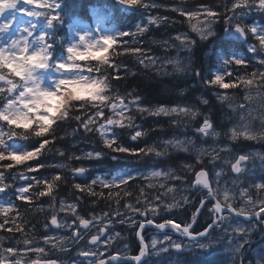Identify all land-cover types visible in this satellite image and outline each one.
<instances>
[{
	"label": "rangeland",
	"instance_id": "1",
	"mask_svg": "<svg viewBox=\"0 0 264 264\" xmlns=\"http://www.w3.org/2000/svg\"><path fill=\"white\" fill-rule=\"evenodd\" d=\"M175 1L176 0H161V7L172 6L177 7L178 9H187L188 11L196 12L197 15L194 17H190L187 12H185L189 17V25L192 31L187 30L177 34V36H181V40H174L172 47L175 49L172 50L171 53L152 57L150 62L152 65L156 63L160 69L166 68L167 73L185 79V81H187L185 89L187 90L190 85L189 89L194 90L193 93L196 97L194 96V100L189 104L176 103L165 107L169 109L173 107L177 108V112L172 114H178L183 118L184 123L182 126L184 129H187V132L185 130H179V132H176L175 127L174 133L171 136L156 142L154 148H156V151L170 149L173 153L188 154L193 157V161L196 159V162L201 163L206 158L209 164L213 166L215 178L219 182L218 179H221L222 174H224L223 170L228 171L230 168V166H227L228 162L232 163L233 159L237 156L235 149L238 147L239 143H241L243 147L248 148L249 152L247 154L254 159H250L247 163L242 165V167L245 168V171L240 175L233 178L229 177L225 181L219 182L221 185V195L224 197L227 195L228 200H232L234 197H239L242 199V202L243 200L248 202L249 199L252 201L253 198L248 192V189L252 190V186H244L242 183L248 179H251L253 184L264 183V169L261 168L262 161L260 159L261 156H264V63H262V61H264V45L261 44L258 34H252L251 28L253 26L257 27L258 32L260 29H264V8H260L259 0H256L250 10H248L247 5H243L242 7L245 13L240 16L241 26L247 33V39L244 42L246 52H250L253 57L251 61H256L257 64L251 66L248 71L239 68L235 73H233L231 67L224 68L223 72L213 70L212 76H209V69L208 71L205 68H198V70H195V56L193 55L195 53L199 55L197 58L198 61L205 60L204 53L197 51L195 45L200 42L206 44V49L213 48V46L219 41L218 39H220L214 37L215 33L219 35V31L217 30L218 22H224L223 30L219 37L223 36L224 39L230 40L231 42H240L239 36L237 35L238 33L234 30L236 28V22L234 21L229 24L227 21L229 17L234 18L241 14L242 8L236 6L242 5V0H211L210 3L204 2L202 4L199 2H188V4H184L181 3L180 0H177L181 3L180 4ZM44 2L46 4H53L52 0H47V2L44 0ZM13 3V7L7 8L0 13V47L10 49L13 41L27 40L30 52L39 50L42 47L40 46V36L37 34L32 37L31 35H27L29 32L32 33L29 26L34 23L35 20L34 16L27 15V12L35 10L39 11L40 6L35 3L28 5L24 0H13ZM214 4H218L219 8H216ZM249 4H251V0H249ZM209 10L213 13L212 16L207 15ZM44 11H48V8ZM147 17L150 20H153L156 18V15L151 10L150 13L147 14ZM210 20L212 21L213 35L206 39H201L200 36L193 31L192 26L195 25L198 28H202L204 25L208 24ZM68 23L71 28L70 37L67 36L65 44L60 48L61 50L55 56L52 55L53 63L50 64L47 69L37 70L36 72V76L40 80L41 86L48 90H53L58 80L65 78L66 76V74L58 72L54 67V64L56 62H66L68 55L67 48L72 45L82 48L87 43H94L102 37L107 36L106 28L100 21H98V17L94 19L93 24H85L82 21H77L76 18H71ZM5 24H7L8 27H2ZM185 35L193 41V43L187 47L181 46V41L184 40ZM81 36L85 37L84 41H81ZM256 40H258L257 43L255 42ZM184 44H187L186 40L184 41ZM257 47L260 48L258 52L256 51ZM169 49H171V46ZM252 49L255 51H252ZM205 51L206 50H204V52ZM210 54L211 52L209 50L208 57ZM79 57V55H74L75 60H78ZM230 57L231 58L228 59V64L232 66L231 60L235 61V58L237 57ZM169 61H178V63H169ZM178 68L180 69L179 71L177 70ZM71 69L72 67L69 66L68 70ZM0 74L3 73L0 72ZM216 75L223 77V83L233 86L224 89L220 87L219 84L213 83ZM5 77L11 79L14 83H17V85L22 83V81L13 74L10 76L5 75ZM249 80L252 81L251 84L246 83ZM9 87L10 85L6 84L4 81H0V88L5 90L4 93H2V100L5 103H7V100L5 99L6 96L14 98L12 94L7 92ZM198 96L199 98H197ZM240 96H242V98ZM59 98L60 97H56L55 102L51 101V103H58ZM211 98L216 99L217 102L223 104L222 107L225 108L219 115L217 119L218 122H214L213 118L208 113H205V111L204 114L201 108L205 104L204 101H209ZM224 105H226L227 108ZM4 106L0 109H3ZM126 109L127 108H125V110ZM180 109L187 110L188 114L185 115L183 112H180ZM229 110H232L233 112L231 111L230 113ZM193 112L196 113L195 117L192 116ZM117 113L122 114L119 111H117ZM205 118L208 119L209 124L211 125V127L206 130L208 135L197 132L198 128L204 126ZM232 123L236 127L235 129ZM102 124L105 125L103 134L107 135L109 127L105 123L98 124L96 128L100 129ZM193 124H195L194 128ZM233 131H236L237 133V138L235 140L232 139ZM212 133H217L218 135L213 136ZM247 135L254 136V140L251 139V141ZM247 139H249V141ZM81 141L83 142L81 143ZM166 141H172L173 143L176 141H183L184 145L182 147H173L172 144L166 145ZM187 141H192V143L189 144ZM72 145H75L77 148L73 151V154H69V157L72 156L71 158H79V160L82 161V164L79 163L73 168L74 175L77 174L75 170L84 168L85 171L79 176L82 178L88 177L90 181L96 180V182H105L108 180L119 181V179L125 177L128 173L141 175L143 178L147 177L149 179L148 184L151 186L150 188L154 189L152 197L149 196L148 198L152 204L148 207L150 209L148 211L150 216H154L152 210L155 209V215H160L162 220L176 222L178 215L182 214L179 213L181 207L191 202L189 177L190 175L193 176L197 170L194 169L193 162H180L179 165H174L169 161L170 154L167 159L164 157L162 160L153 161L151 164L148 156L141 155V160L137 163L134 162L130 167L124 166L115 171L106 172L105 168H107V166L102 163L97 164L95 160L100 159L101 157L96 158L93 156L92 158H89L86 155L89 152L95 153L99 150H96L88 143L84 142V140L80 139L72 140ZM184 147H187L188 150L184 151ZM8 149L14 152L27 150L26 148H22V151H19L15 145H9ZM137 158L138 155L134 159ZM93 161L94 163H92ZM67 163L71 162L63 161L62 163H58V165H64L67 167ZM253 164H255V168L253 167ZM153 172H161L162 174L160 176H155L152 174ZM0 173H3L5 177L3 183L0 184V187L6 186L8 190V193L5 196L0 197V207L8 208L9 206H12V203H14L16 199H18V197L14 195L18 188L25 187L24 185H21L19 181H24L25 179H22L21 177H27V174L14 171L11 176L6 177L5 171H0ZM7 178H9V182ZM12 180L15 181L14 185ZM229 180L232 182L236 181V183H232L229 186ZM8 187L11 188L8 189ZM169 189H171V191H169ZM25 195L26 193L24 196ZM59 197L53 200L51 207H53L52 216L55 215L56 218L59 219L60 224L68 227L72 222L78 224L81 223V221L88 220V218H85L79 211L80 206L78 205V201H74L67 196ZM157 197H159V199H157ZM255 198H260L259 192L256 193ZM146 204L147 202L142 206ZM129 206L130 204H128L125 209H110L109 215L101 214L102 220L107 221L109 226L112 225L107 238L109 236L114 238L110 242L116 244L114 249L119 253H124L128 250V244L132 241V233H136L135 225L138 222L136 221V218L139 216V213L138 211L133 210L136 209L134 206ZM245 207L248 208L249 206L244 203L242 208L245 209ZM236 228H244L245 232L241 233L233 231ZM255 229V225L249 221L231 218L224 227L215 229V233H213L206 242L204 241L205 243L202 242L198 245L187 242L183 245L181 251H177L175 248L167 246L169 241L164 240L166 237H171L173 242H179L173 235L154 234L148 241L150 258L143 264H264V250L262 248V246H264V229H261L257 235L259 243L254 246L252 245V247L251 243L253 242L252 239H255ZM117 233H119V235H117ZM65 237L66 235L63 232H59L55 229L51 232L49 238H45V240L48 241V244H45L42 248L45 252L47 250L58 251L63 257H65V264H91L92 259L90 257H82L77 250L73 251L72 248H70L72 246L70 244L73 242L72 237L70 236L69 238L64 239ZM153 239L158 241L156 247L151 245ZM117 246L118 249H116ZM207 246L209 249L205 250V247ZM68 248H70L71 251V254L69 255L67 253ZM166 248L167 250H165ZM80 251L89 252L85 249H80ZM99 253L102 254L103 251H99ZM65 254L68 255V258Z\"/></svg>",
	"mask_w": 264,
	"mask_h": 264
},
{
	"label": "trees",
	"instance_id": "2",
	"mask_svg": "<svg viewBox=\"0 0 264 264\" xmlns=\"http://www.w3.org/2000/svg\"><path fill=\"white\" fill-rule=\"evenodd\" d=\"M210 1L180 0L184 4H188V2L202 4L204 2L210 3ZM52 2L53 4L56 3L58 7L55 11L50 9L48 11H51V14H57L59 19L49 25L48 11H44L47 8L39 7V11L45 13L34 16V23L29 26L32 30L31 37L36 34L46 37V42L51 45L49 48L51 57L61 50L60 48L65 44L67 36L70 37L71 28L68 22L71 18H76L77 21H82L85 24H93L94 19L98 17V21L106 28L107 36L116 37L123 31L129 33L124 37H117V42L109 49L107 54L109 61L107 65H100L95 60L80 62L85 73H87L88 67L106 69L110 82L109 104L118 103L123 99L124 104L129 105V107L122 114L113 113L109 108H105L104 116L90 123L89 128L92 131L86 132L75 117L80 116L81 120H87V117L94 114L95 109L83 101H73L68 109L69 117L65 120H58L53 125L54 131L46 136L37 138L32 133H28L26 134L27 138L17 136L6 142L7 151H11L8 149L9 145H15L17 150L22 151V148L31 150L38 147V144L45 139L49 141L39 158L19 165L8 160L0 161V171H5L6 177L15 171L26 173L28 177L47 178L49 183L53 184V188L49 192L46 184H36L34 181L29 182L27 179L19 181L20 184L28 187L25 198L17 199L14 206L9 208L7 212H0V220H17L21 225L29 226H41L48 222L53 214L52 201L58 196H67L74 201H78L79 209L86 214L101 209L108 211L111 208L124 209L128 204L134 205V207L142 206L145 202H149V196L152 197L154 189L150 188L147 179H143L139 175L131 179L126 178L124 183L119 181L110 186H105V183L100 182L92 183L88 177L82 178L78 174L74 175L73 168L82 162L79 158L69 157V154H73V151L77 148L72 145L74 139L84 140L96 150L104 153L103 157L95 160L97 164L102 163L107 166L109 171L124 166L129 167L134 162H139L142 158L141 155L148 156L149 162L153 163V161H160L164 157L167 159L168 155L171 154L169 161L174 165H179L180 162H193L194 169L200 167V163L197 164L193 161V157L188 154L172 153L173 151L170 149L160 150L159 152L162 153L160 156H157L155 152H147V149L154 147L156 142L171 136L175 127L176 132H179V130L187 132V129L182 126L184 120L178 114L165 116L149 113L155 112L159 107H167L176 103L189 104L194 100V90L189 89L190 85L187 90L185 89L187 82L185 79L167 73L166 68L160 69L156 63L152 65L150 62L152 57L171 53L175 49L172 45L177 34L187 30L192 31L188 15L186 13L181 15L180 11H175L174 9H178L177 7H161V0H139V4L136 6H126L121 3V0H52ZM175 2L179 1L176 0ZM214 6L219 8L218 4H214ZM149 10H152L156 15L155 19L150 20L147 17V14L150 13ZM150 21L155 22L150 23ZM138 24L143 28V32L137 30L136 25ZM217 30L219 35L215 33L214 37L220 39L213 48H209L211 52L209 57V49H206V44L198 42L195 45V49L205 55L204 61H198L199 55L196 53L193 55L195 56V70L205 68L208 71L209 69V76H212L213 70L223 72L224 68L231 67L234 72H237L239 68L248 71L251 66L257 64L256 61H251V54L246 52L245 45L241 41L231 42L224 39L223 36L219 37L223 30L222 22H218ZM133 40L137 43L133 44ZM153 41L156 43H153ZM164 42H167V44ZM255 42L257 43L258 40ZM41 44L40 46L43 47L45 41H41ZM170 46L171 49H169ZM136 48H139V51H135ZM259 49L257 47L256 51L258 52ZM204 50L206 51L204 52ZM79 56L78 60L86 58V55ZM230 56L244 60L245 63L237 65L235 61L231 60V66L225 63L226 60L228 61L231 58ZM141 60H143V63H140ZM0 72L6 76L11 75L8 69L0 70ZM93 75L99 77L101 72H94ZM64 89V95L58 99L59 104L68 96H78L80 94L91 96L100 91V86L98 84L76 83V87ZM185 92L187 93L184 94ZM2 98L3 96L0 94V108L6 104ZM82 104L84 107H81ZM218 104L217 100L215 102V99L211 98L201 107L203 113L204 111L208 113L215 122L220 111L223 110L222 104ZM99 106L104 107L103 105ZM142 109L148 111H141ZM105 117L121 121L124 127H121V124L107 125ZM100 123H105L109 127L107 135H102L96 128ZM0 127L8 131V125L5 122L0 121ZM73 129H76L74 134ZM137 130L141 131V136L133 141L131 136ZM14 131L22 133L23 129L15 128ZM104 139L113 140V148L116 145H121L135 151L128 153L114 152L104 144ZM140 149H144V152H141ZM113 155L117 156L118 159H113ZM137 155L138 158L134 159ZM63 161L71 163H67V167H59L58 163ZM9 164L13 167H6ZM40 164H44L46 167L39 168L37 171L28 170L29 167L35 169ZM56 175L60 176L59 180L53 179ZM189 178L191 182L193 176L190 175ZM12 181L14 185L15 181ZM77 184H80L81 187L77 188ZM41 192L45 195H40ZM7 193L8 190L0 194V197L5 196Z\"/></svg>",
	"mask_w": 264,
	"mask_h": 264
},
{
	"label": "snow or ice",
	"instance_id": "3",
	"mask_svg": "<svg viewBox=\"0 0 264 264\" xmlns=\"http://www.w3.org/2000/svg\"><path fill=\"white\" fill-rule=\"evenodd\" d=\"M24 2L28 5L32 4H38L42 8H48L51 11H55V9L58 7L56 3L54 4H46L44 0H24ZM256 0H251V4H249V0H242V5H237L236 7H241L242 11L240 15L233 17H229L228 23L231 24L232 22H236V29L240 30L243 34H245V29L241 27L240 23V16L245 13L243 10V5L248 6V10L251 9L252 5H254ZM121 3H123L126 6H136L139 4V0H121ZM260 8H264V0H259ZM14 6L13 0H0V13H2L5 9L11 8ZM154 6V5H153ZM175 11H180L181 15L187 14L190 17H194L197 15L196 12L188 11L187 9H174ZM259 10V9H257ZM51 11L48 12L49 18L48 23L51 25L54 21H57L59 19L57 14H51ZM45 12L41 11H29L27 12V15L30 16H40L44 14ZM208 16H212L213 13L209 10L207 12ZM155 21H150V23H154ZM2 27H8L7 24L3 25ZM136 28L138 31L143 32V28L138 24L136 25ZM193 31H195L201 39H206L207 37H210L213 35L212 31V21L210 20L208 24L204 25L202 28H198L195 25L192 26ZM251 32L253 35H259V39L262 45H264V29H260L258 32V28L253 26L251 28ZM129 33L126 31L120 32L116 37L112 36H104L100 40H97L94 43H87L84 47H78L76 45H72L71 47L67 48V58L66 62H56L54 64V67L58 72H61L62 74H66L65 78H61L58 80V82L55 84V87L53 90H48L41 86L40 80L36 76L37 70H44L47 69L50 64L53 63L51 53L49 52V48L51 47L50 44L46 42L45 36H40L41 41H45V44L43 47H41L37 51H29L28 42L27 40L22 41H13L12 46L10 49H5L3 47H0V70L8 69L11 74H13L15 77H18L20 81H22L21 84L17 85V83H14L11 79H7L5 75L0 74V81H4L6 84L10 85V87L7 89V92L9 94H12L14 98H9L8 96L5 97L7 100L6 105L3 109H0V121L5 122L8 125V131H5L2 127H0V161H12L14 164L19 165L23 164L26 161H30L36 158H39L42 155V150L46 149V145L49 144V141L47 139L43 140L38 144V147L27 150L24 152H14V151H7L6 150V142L12 138H15L17 136H22L24 138H27L26 134L32 133L35 137H44L47 134H49L51 131H54L53 125L56 124L58 120H65L69 117V106L72 104L73 101H83L87 103L91 108L95 109L94 114L92 116L87 117V120H81L80 116H76L75 119L80 122V125L85 129L86 132L92 131L91 128H89V124L92 123L94 120H96L99 117L104 116L105 108H109V110L113 113H116L119 111L120 113H123L125 108L129 107V105L124 104L123 99H121L118 103H110V82H109V76L107 74V70H102L101 68H93L88 67L87 73L82 69L81 61H89V60H95L100 65H107L109 63L108 61V53L109 49L112 48V46L117 42V37H124L128 35ZM27 35H31V33H27ZM81 41L85 40L84 36L80 37ZM176 40H181V36H176ZM187 41V44H184V41ZM133 44L137 43V41L133 40ZM153 43H156L153 41ZM167 44V42H164ZM193 41H191L186 35L184 36V40L181 41V46L187 47L191 45ZM135 51H139V48L134 49ZM252 51H255L252 49ZM77 53H87L91 55H86L85 59L82 60H75L74 55ZM99 53V54H97ZM229 61H225V63H228ZM140 63H143V60L140 61ZM169 63H178V61H169ZM245 61L235 58V64L242 65ZM264 63V61H262ZM62 65V66H61ZM69 65H72V69H69ZM111 66V65H109ZM119 67V66H117ZM180 70L179 68L177 69ZM94 72H101V75L99 77H96L93 75ZM67 81H73L76 83H82V84H98L100 86V91L97 93H94L91 96L80 94L78 96H68L63 99V101L59 104V109L56 111L55 115H49L48 114V107L41 104V98L42 97H50L52 98V102H55L56 97H60L64 95V83ZM215 84H219L220 87L227 89L229 87H232L233 85L223 83V77L220 75H216L215 79L213 81ZM246 83L251 84L252 81L249 80ZM4 89L0 88V94L4 93ZM18 93V94H17ZM139 99V97H137ZM223 99V98H222ZM98 102V103H97ZM207 103V101H204ZM99 105H103L104 107H100ZM81 107H84L82 104ZM141 111H148L147 109H142ZM177 108L173 107L171 109L165 108V107H159L155 110V112H150L151 115H171L172 113H176ZM180 112H183L185 115L188 114V111L185 109H180ZM44 115H48L49 118V124L46 128V130L41 131L40 130V123H41V117ZM196 113H192V116L195 117ZM106 124L107 125H114V124H121V121L119 120H113L111 118L105 117ZM243 119V118H242ZM131 120V118H129ZM35 126V127H33ZM121 127H124L123 124H121ZM211 125L209 124V121L207 118H205L204 126L197 129V132L203 133L204 135H208V132L206 131L208 128H210ZM15 128L23 129L22 133H17L14 131ZM105 128V125H101L100 129L98 131H101L103 135V129ZM76 129H73V134L75 133ZM213 136L218 135L217 133H212ZM141 136V131L137 130L133 136H131V139L135 141L138 137ZM237 138L236 131L232 132V139L235 140ZM249 139H254L255 137L252 135L248 136ZM113 140L110 139H104V144L112 149L114 152H120V153H128L130 150L127 147L116 145L113 148ZM187 143L191 144L192 141H187ZM166 145L172 144L173 147H182L184 145L183 141H176L173 143L172 141H166ZM187 147H184V151H187ZM141 152H144V149H140ZM166 151V149H165ZM203 151V150H202ZM147 152H155L157 156H160L162 153L159 151H156L154 147H149L147 149ZM147 154V153H145ZM63 155V153H61ZM87 157L92 158L95 156L96 158H100L104 155V153L100 151H96L95 153L89 152L86 154ZM113 159H118L117 156L113 155ZM250 159H254L250 157L249 155H240L238 159H236L235 163L232 164V169L236 173H242L245 171V168L242 167V162L249 161ZM262 164L261 168L264 169V156L260 157ZM6 167L11 168L12 165H6ZM46 167L44 164L37 165V167L31 168L29 167V171H37L39 168ZM59 167H64V165H59ZM253 167L255 168V164H253ZM78 173H83L85 171L84 168H79L76 170ZM142 174V173H141ZM155 176H160L161 172H153L152 173ZM166 175V173H165ZM204 174L201 173L200 176H203ZM133 176L132 173H128L125 177L119 179L121 183H124L127 179H131ZM15 178V177H14ZM22 179H27L29 182L34 181L36 184H46L48 187L49 192L53 188V184L49 183L47 178H36V177H21ZM5 177L3 173H0V184L3 183ZM54 180H59L60 176L56 175ZM116 181L108 180L105 181V186H110L111 184H114ZM204 185V187H208V181L206 179L201 181ZM92 183H96V180H93ZM233 183H236V181H233ZM252 187H255L257 189L264 188V183H257L254 185H251ZM77 188H80L81 185L77 184ZM7 191V187H0V193H4ZM171 191V189H169ZM28 192V187H20L18 190L14 193L18 198L24 199V194ZM40 195H45V193L41 192ZM209 195H212V190L209 189ZM159 199V197H157ZM225 199L227 200L228 197L225 195ZM247 206L250 207V209L255 208V204L251 201V199L248 200ZM261 206L264 207V201H261ZM131 207V206H129ZM171 207V206H169ZM227 207L231 208L232 205L229 204ZM9 209L5 207H0V212H7ZM134 211H139V209H133ZM153 215L156 214V210L153 209ZM216 212L220 211V205L217 204L215 208ZM244 209H239V213L243 214ZM119 214V213H117ZM256 215H259V213H256ZM227 218H222L221 222L226 220ZM87 227L88 222L87 221H81ZM153 221L149 219L147 221V224L151 225ZM51 224L57 227H66V225L58 224L57 218L55 215L51 218ZM171 225V228H173L177 233L183 235L184 237L195 238L190 232L189 227L191 225H186L183 228H181L180 224L173 223L171 220H166L164 223L156 224L155 227L158 229H164L166 226ZM47 227V225H45ZM140 228H144V224L141 223L139 225ZM227 231V230H225ZM233 231L236 232H245L244 228H236ZM119 235V233H117ZM137 236L140 235V233H136ZM197 236L203 238L205 237L204 232L197 233ZM83 237H73V241L76 242L78 239H82ZM64 239H67L65 237ZM112 239H114L112 236L108 237V241L110 242ZM98 237L93 236L92 237V243L97 244ZM164 240L169 241V244L167 246H170L172 248H180L182 245L179 242H173L171 237H166ZM48 241L46 240L45 243ZM141 250L139 254L134 257L135 260H139L146 250V244L144 243V238L141 237ZM19 243V241L17 242ZM25 244L28 243V241H24ZM158 244V241L156 239H153L151 241V245L153 247H156ZM204 246V245H201ZM98 247V245H97ZM63 250V249H62ZM167 250V248L165 249ZM7 251L11 252L13 251L11 248L7 249ZM37 252L43 253V248H37ZM89 253L94 259L91 261V264H95V260L99 259L100 253L95 250H89ZM112 259H115L113 257ZM51 264H56L55 261H52ZM63 264V262H62ZM100 264H104V261L100 259Z\"/></svg>",
	"mask_w": 264,
	"mask_h": 264
},
{
	"label": "flooded vegetation",
	"instance_id": "4",
	"mask_svg": "<svg viewBox=\"0 0 264 264\" xmlns=\"http://www.w3.org/2000/svg\"><path fill=\"white\" fill-rule=\"evenodd\" d=\"M242 147L243 146L241 145V143H239L238 147L235 149L237 155L238 156L243 154L249 155L247 154L249 152L248 149L246 147L243 148ZM241 149L243 152H240ZM201 164H203L201 166L203 168H206V171L208 172V178H206V180L208 181V187H204L203 184L197 183L195 176L191 183L192 186L190 193L191 202L181 207L179 213L182 214L178 215V219H176L177 221L175 220L176 223L180 224L181 228H183L186 225H191V227H189V232L193 236H195L196 239L195 238L189 239V237H184L183 235L177 233L173 228L169 230L166 229L165 231L157 230L158 228H156L155 225L159 223H163L165 222V220H162L160 215L150 216L148 214V211L150 210L148 207L152 205L151 203L150 204L148 203L144 206L138 205L135 208L141 210L138 211L139 216H137L136 218V221H138L135 225L136 233L138 232L139 225L143 223L144 228H142L141 237L144 238V241L147 245L146 250L144 252L146 258L141 260L138 264H143L147 259L149 260L150 250L148 246V241L150 239L149 237H151L154 234L173 235L182 245L181 248H183V245L187 242L198 245L204 241L206 242V240L213 233H215V229L224 227L225 224H227L228 220H230L231 218L234 219L238 218L244 220L243 218L235 216L234 214H231L230 212L227 211L226 212L215 211L217 205L216 199L225 205L231 204L238 210L242 208L244 203L247 204V202H245L244 200L243 203L242 199L239 197H234L232 200H228V199L226 200L225 197L221 195V185L219 182L225 181L229 177L233 178L237 175H240L241 173L233 174L230 167L228 171L223 170L224 174H222L221 179H218L219 180L218 182L215 178L214 168L209 164L207 159H204ZM227 166L229 167L228 164ZM198 169H200V167H198ZM232 183H233L232 181L230 180L228 181L229 186ZM242 184L244 186L254 185L251 179L246 180ZM209 189L212 190V195H209ZM248 192L249 195L253 198L252 202L255 204V208L250 209V207L248 208L245 207L244 212L254 215L252 219L245 220L251 222L256 227L254 231L255 239H252L253 242L251 243V246L252 245L254 246L259 243V238L257 237L259 231L261 229H264V207L261 206V201H264V188L257 189L255 187H252V190L248 189ZM258 192L260 196L259 199L255 198V195ZM79 211L85 218L86 217L88 218V220H85L88 222L87 227H85L83 223L77 224L76 222H72V224L68 227H57L51 224V218L45 224L47 225V227H45V225H41V226L21 225L20 222H18L17 220L14 221L11 219H1L0 220V239H1L0 264H51L52 261H55L56 264H62V262L63 264H65L64 263L65 257H63V255L60 254L58 251L56 252L52 250L49 251L47 250L45 252L44 250L43 253H39L36 251L37 248H42L44 247L45 244H48V242L45 243L46 241L45 238H49L51 232H53L55 229L59 232H63L67 238H69L70 236L72 238L83 237L82 239H78V241L76 242L73 241L70 244L72 245L70 248H72L73 251L77 250L80 256L83 253L82 251H80V249H85L88 251L95 250L98 252L103 251V253L100 254L99 259L95 260V264H100V259L104 261V264H117V263L131 264V262H124L125 261L124 258L125 257L134 258L139 254L141 250V242L138 236L136 235V233L135 232L132 233V241L130 244H128L129 248L126 252L124 253L116 252L114 250L116 244L107 242L108 241L107 235L109 231H111L110 229L112 228V225L109 226L108 225L109 223H107V221H103L101 215V214L109 215V211L105 209H101L98 211H91L88 214H86L84 211L80 209ZM256 213H259V215H256ZM50 217H52V215ZM222 218H227V219L221 222ZM149 219L153 221L151 225L147 224V221ZM57 221L58 224H60L59 219H57ZM200 232H204L205 237L201 238L197 236V233ZM93 236L98 237L97 244H92ZM18 241L19 243H17ZM24 241H28V243L25 244ZM9 248H11L13 251L11 252L7 251V249ZM70 248L67 249V253L70 251ZM208 249H209L208 246L205 247V250ZM65 256L68 258L67 254H65ZM113 257H115V259H112ZM90 258L92 260L94 259V257H90Z\"/></svg>",
	"mask_w": 264,
	"mask_h": 264
},
{
	"label": "clouds",
	"instance_id": "5",
	"mask_svg": "<svg viewBox=\"0 0 264 264\" xmlns=\"http://www.w3.org/2000/svg\"><path fill=\"white\" fill-rule=\"evenodd\" d=\"M76 55H88L87 53H77ZM2 62V61H0ZM62 66V65H61ZM72 67V65H69ZM76 87V82L73 81H67L64 83V88L71 89ZM52 98L50 97H42L41 98V104L48 107V114L49 115H55L56 111L59 109V103H51ZM49 118L48 115H44L41 117V123H40V130L44 131L46 130L48 124H49Z\"/></svg>",
	"mask_w": 264,
	"mask_h": 264
},
{
	"label": "water",
	"instance_id": "6",
	"mask_svg": "<svg viewBox=\"0 0 264 264\" xmlns=\"http://www.w3.org/2000/svg\"><path fill=\"white\" fill-rule=\"evenodd\" d=\"M241 27H242V26H241ZM234 30L239 34L240 39H241L242 41H245V40H246V38H247L246 33L243 34L240 30H237L236 28H235ZM242 163H243V162H242ZM233 172L236 173L235 171H233ZM201 173H203L204 175H203V176H200ZM197 176H198V177H197L198 181L201 182L202 180H204V179L207 178V173H206L205 170H201V171H199V172L197 173ZM201 183H202V182H201ZM223 211H229L230 213H232V214H234V215H236V216L242 217V218H244V219L249 218L248 215H246V214H240V213H239L236 209H234L233 207L229 208V207H227V206H225V205L220 204V212H223ZM173 223H174V222H173ZM166 228H171V225L166 226L164 229H166ZM141 230H142V228H140V230H139L138 233H141ZM138 238L140 239V235L138 236ZM83 255L91 256L90 253L83 254ZM144 258H146V256L143 255L140 259H144ZM124 259H125L126 261H131V262H134V263H138V262L140 261V259L137 261V260H135L134 258H129V257H125Z\"/></svg>",
	"mask_w": 264,
	"mask_h": 264
},
{
	"label": "bare ground",
	"instance_id": "7",
	"mask_svg": "<svg viewBox=\"0 0 264 264\" xmlns=\"http://www.w3.org/2000/svg\"><path fill=\"white\" fill-rule=\"evenodd\" d=\"M232 1H233V0H232ZM223 5H224V4H223ZM227 6H228V5H227ZM229 7H230V6H229ZM229 7H228V8H229ZM221 10H222V9H221ZM218 13H219V12H218ZM222 13H223V12H222ZM222 13H221V14H222ZM222 17H223V16H222ZM221 21H223V20H221ZM219 23H220V22H219ZM223 23H224V22H223ZM223 23H222V24H223ZM223 25H224V24H223ZM224 33H225V32H224ZM246 34H247V33H246ZM237 35H238V34H237ZM249 37H250V36H249ZM249 37H248V38H249ZM204 41H205V40H204ZM206 42H207V41H206ZM210 43H211V42H210ZM209 50H210V49H209ZM253 68H254V67H253ZM189 72L191 73L190 70H189ZM190 73H189V74H190ZM195 78H196V77H195ZM195 81H196V80H195ZM193 83H194V82H193ZM191 84H192V83H191ZM194 84H195V83H194ZM260 86H261V84H260ZM197 91H198V90H197ZM239 93H240V91H239ZM239 93H238V95H239ZM201 94H202V93H201ZM196 95H197V94H196ZM195 97H196V96H195ZM240 97L242 98V96H240ZM197 98H199V96H198ZM200 98H201V97H200ZM237 98H238V97H237ZM231 99H232V98H231ZM230 101H231V100H230ZM215 102H216V99H215ZM236 102H237V101H236ZM240 103H241V102H240ZM219 104H221V103H219ZM219 104H218V105H219ZM224 104H225V103H224ZM226 104H227V103H226ZM177 106H178V105H177ZM213 106H214V105H213ZM222 106H223V104H222ZM224 106H226V105H224ZM228 106H229V104H228ZM217 108H218V107H217ZM226 108H227V106H226ZM229 108H230V107H229ZM220 109H221V108H220ZM223 109H225V108H223ZM229 111H230V110H229ZM229 111H228V112H229ZM231 111H232V110H231ZM231 111H230V113H231ZM232 112H233V111H232ZM229 115H231V114H229ZM236 116H237V114H236ZM227 117H228V116H227ZM227 117H226V118H227ZM224 119H225V118H224ZM236 120H237V119H236ZM193 121H194V120H193ZM231 122H232V120H231ZM228 123H229V122H228ZM233 123H234V122H233ZM233 123H232V125H233ZM235 123H236V122H235ZM237 123H238V122H237ZM190 125H191V124H190ZM190 125H189V126H190ZM193 125H194V126H193V128H194V127H195V124H193ZM191 126H192V125H191ZM225 126H226V125H225ZM230 126H231V124H230ZM233 127H234V129L236 128L234 125H233ZM237 127H238V126H237ZM243 136H244V135H243ZM247 136H248V135H247ZM240 138H241V137H240ZM245 138H246V136H245ZM239 140H240V139H239ZM247 140L249 141V139H247ZM250 140H251V139H250ZM253 140H254V139H253ZM229 141H230V140H229ZM231 141H232V140H231ZM251 141H252V140H251ZM232 142H233V141H232ZM232 142H231V143H232ZM235 142H236V141H235ZM237 142H238V141H237ZM249 144H250V143H249ZM219 145H220V143H219ZM257 145H259V144H257ZM260 145H261V144H260ZM226 147H227V146H226ZM223 148H224V147H223ZM236 148H237V147H236ZM242 148H243V147H242ZM256 148H257V147H256ZM247 149H248V148H247ZM247 149H245V150H247ZM252 149H253V146H252ZM240 152H243L242 149H241ZM172 153H173V152H172ZM81 164H82V163H81ZM83 164H84V163H83ZM12 167H13V166H12ZM20 170H22V169H20ZM6 171H7V170H6ZM11 175H12V173H11ZM11 175H10V176H11ZM7 176H8V175H7ZM9 181H10V180H8V182H9ZM6 182H7V181H6ZM12 183H13V181H12ZM151 184H152V183H151ZM153 185H154V184H153ZM153 185H152V186H153ZM58 197H59V196H58ZM59 198H60V197H59ZM61 198H62V197H61ZM70 200H71V199H70ZM75 200H76V199H75ZM52 203H53V201H52ZM125 203H126V202H125ZM127 204H128V203H127ZM55 206H56V205H55ZM106 209H107V208H106ZM111 209H112V208H111ZM97 211H98V210H97ZM113 212H114V211H113ZM98 217H100V216H98ZM86 218H87V217H86ZM90 218H91V217H90ZM90 218H89V219H90ZM96 219H97V218H96ZM96 221H97V220H96ZM100 221H101V220H100ZM120 221H121V220H120ZM12 224H13V223H12ZM119 227H120V225H119ZM123 228H124V227H123ZM119 231H120V230H119ZM146 232H147V231H146ZM122 235H123V234H122ZM148 236H149V235H148ZM149 238H150V237H149ZM149 238H148V239H149ZM126 239H127V238H126ZM123 240H124V239H123ZM134 241H135V240H134ZM119 242H120V241H119ZM261 243H262V242H261ZM115 247H116V246H115ZM138 247H139V246H138ZM245 248H246V247H245ZM112 249H113V248H112ZM116 249H118V246H117ZM133 249H134V248H133ZM64 250H66V249H64ZM114 250H115V249H114ZM263 250H264V248H263ZM62 252H63V251H62ZM112 252H113V251H112ZM70 253H71V251H70ZM70 253L68 252V255H69ZM244 253H245V252H244ZM72 255H73V254H72ZM58 256H59V255H58ZM245 257H246V256H245ZM63 259H64V258H63ZM244 260H245V259H244ZM246 261H247V260H246ZM243 262H244V261H243ZM180 263H181V261H180ZM182 263H183V262H182ZM240 264H241V263H240Z\"/></svg>",
	"mask_w": 264,
	"mask_h": 264
}]
</instances>
